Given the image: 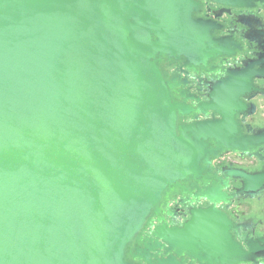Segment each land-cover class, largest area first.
Wrapping results in <instances>:
<instances>
[{
    "label": "water",
    "instance_id": "1",
    "mask_svg": "<svg viewBox=\"0 0 264 264\" xmlns=\"http://www.w3.org/2000/svg\"><path fill=\"white\" fill-rule=\"evenodd\" d=\"M192 7L0 0V264H131L125 248L165 189L199 173L204 140L222 137L212 123L177 127L181 108L154 63L213 53ZM206 217L213 230L200 236ZM175 234L159 236L178 255L249 258L214 211Z\"/></svg>",
    "mask_w": 264,
    "mask_h": 264
},
{
    "label": "flooded vegetation",
    "instance_id": "2",
    "mask_svg": "<svg viewBox=\"0 0 264 264\" xmlns=\"http://www.w3.org/2000/svg\"><path fill=\"white\" fill-rule=\"evenodd\" d=\"M191 17L208 26L213 53L154 60L171 102L181 108L178 126L212 123L204 140L199 173L166 188L140 232L126 246L131 264H223L199 250L176 253L160 234L175 237L193 218L208 211L224 216L238 252L235 264H264V0H191ZM238 107V108H237ZM231 118L225 121L224 118ZM200 236L213 230L206 218L195 223ZM196 235V234H195ZM260 248V247H259ZM210 258L199 260L195 255ZM233 257L227 261L229 264Z\"/></svg>",
    "mask_w": 264,
    "mask_h": 264
}]
</instances>
